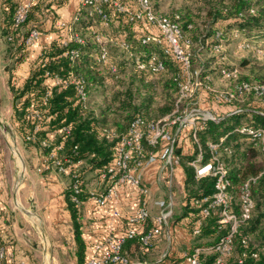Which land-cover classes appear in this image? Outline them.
I'll use <instances>...</instances> for the list:
<instances>
[{
    "label": "trees",
    "instance_id": "obj_1",
    "mask_svg": "<svg viewBox=\"0 0 264 264\" xmlns=\"http://www.w3.org/2000/svg\"><path fill=\"white\" fill-rule=\"evenodd\" d=\"M53 1H34L25 21L16 23L15 12L23 0H2V34L9 43L6 50L8 57L14 60L12 72L28 52L26 38L33 28H37L40 35L49 31L58 33V38L42 48L25 79L18 82L11 75L8 83L13 95V120L20 135L39 147L46 158L51 146H44V140L60 146L59 157L70 160L65 163L67 171L57 172L68 179L65 193L73 220L77 264H86L81 206L90 195V182L98 178L101 169L114 159L119 139L127 132L133 118L142 116L155 120L172 112L185 75L179 61L166 54L160 43L146 38L154 29L152 24L130 20L127 10L118 9L113 0L100 5L102 12L95 5L83 6L79 1L71 21L60 27L53 24L47 27V19L55 22L58 17ZM120 1L131 10L135 8L136 0ZM208 4L205 28L199 32L198 25L188 15L181 11L160 12L153 2L158 13L179 23L184 38L189 40V43H183L191 52L192 71L195 70L197 50L208 48L221 52L214 45L221 43L223 46L228 39L241 37L242 43L249 44L244 48L255 52L261 48L264 51V0H211ZM257 55L264 57V53ZM214 59L220 62L217 56ZM140 62L145 63L144 68L139 67ZM159 62H162L163 68L153 69L152 65ZM248 63L244 60L245 65ZM223 67L234 66L225 62L214 68L202 66L198 79L215 90L202 86L194 98L188 99L190 103H180L184 108L197 101L200 95H205L207 109L216 116L206 119L204 127L197 131L200 147L194 141L195 151L192 154L182 155L177 147L186 173L185 208L191 217L189 224L192 231L201 221L200 233L195 236L202 241L197 245L214 244L227 232L229 226L219 223L223 205H216L208 215H203L201 207L192 202L194 197L215 191V178L197 177L191 161L200 149L203 161L210 160V143L222 141L218 154L228 168L231 180V209L241 215L242 187L247 181L255 202L251 217L239 223L234 235V248L226 258V264H264V150L259 140L240 131L245 126L264 128V103L254 92H247L230 101L216 98L218 91L233 88L237 82L264 83V61L253 64L249 75H243L240 70L239 76L233 80L222 76ZM165 75L164 93L161 95L164 101L160 100L163 102L155 105V97L150 94L155 83L150 79ZM215 76L225 79L228 85L215 88ZM73 78L82 81L87 96L85 100ZM75 176L81 180L80 202L74 201L71 196L70 184ZM130 244L142 250L151 247L145 246L139 236L128 239L123 246V254L128 257L126 246ZM254 251L259 252L258 256H253ZM206 256L209 262L217 253L211 252Z\"/></svg>",
    "mask_w": 264,
    "mask_h": 264
},
{
    "label": "built area",
    "instance_id": "obj_2",
    "mask_svg": "<svg viewBox=\"0 0 264 264\" xmlns=\"http://www.w3.org/2000/svg\"><path fill=\"white\" fill-rule=\"evenodd\" d=\"M34 1L36 0H23L19 4L15 12L16 23L25 21L29 7ZM79 1L83 6L95 5L99 12H102L100 5L112 0ZM112 2L118 9L127 10L130 20H142L152 24L154 29L146 38L160 43L166 54L181 63L185 80L181 83L180 96L171 113L155 120H147L142 116H137L130 122L127 132L119 139L114 159L100 171L98 177L100 188L90 193V197L102 205L106 204L123 184H130L138 188L140 193L146 196L148 188L142 182L140 171L156 161H161L163 166L172 172L175 166L180 164L181 159L177 152L179 133L185 129L190 130L194 141L200 147L197 131L204 127L206 119L216 118L211 110L194 106L197 104L196 101L192 105L181 107L180 103L184 101L190 103L191 100L188 99L194 98L195 92L202 86L208 90L215 89L208 84L204 85L198 79L199 69L191 70V52L183 43L184 41L189 43V40L184 38L179 23L158 13L152 0H136L135 8L132 10L127 8L120 0H113ZM104 17H106L105 14ZM58 24L64 25V22H58ZM39 37L40 31L37 28H33L29 32L26 42L31 46ZM243 46H249V44H243ZM214 48L219 50L222 48V44H215ZM257 51L259 54L264 53L261 48H258ZM138 65L140 68L145 67L143 62ZM152 67L155 70H159L163 68V64L159 62L153 64ZM221 74L226 80H233L239 76L240 69L237 66L232 68L223 67ZM72 81L78 84L79 93L85 100L87 96L82 81L75 78ZM247 92H254L264 103V83H249L245 81L235 83L233 88L218 91L216 98L230 101ZM235 110L239 111V109ZM240 131L245 132L253 139L259 140L264 150V128L245 126ZM28 138L31 137L29 136ZM221 142L210 143V160L203 161V152L200 149L198 156L191 161L197 177L212 176L215 178V191L209 195L194 197L192 202L201 207L203 215H208L211 208L216 205H223L219 215V223L227 225L229 228L214 244L197 245L192 250H188L185 253L186 264H226V258L232 253L234 248V235L238 230L239 223L241 220L250 218L254 209L255 202L249 187V181L245 182L242 187L241 215L232 210L229 205L231 180L228 176V168L218 154ZM42 144L51 146V149L49 157L41 170L67 171L68 167L65 163L70 160L59 157L58 149L60 146L51 145L46 140L42 141ZM75 177L76 179L70 184L72 189L71 196L74 201L80 202L78 194L82 191L81 180L78 176ZM160 203L163 211L152 216L145 200H143L128 215L129 226L123 232L116 233L111 231L102 243L95 245L94 253L90 257L88 264H133L130 258L123 254V246L128 239L138 236L145 246H152L155 236L168 224V220L173 213L172 200H163ZM114 214L120 216L121 212L115 210ZM149 218H152L154 225L148 231L142 232L141 228L147 223ZM200 225L201 221H198L194 227V234L200 233ZM262 249L264 250V245ZM211 252H216L217 256L207 262L206 255ZM258 253V251H254L253 256H258ZM7 257V248L0 241V264H7Z\"/></svg>",
    "mask_w": 264,
    "mask_h": 264
},
{
    "label": "crops",
    "instance_id": "obj_3",
    "mask_svg": "<svg viewBox=\"0 0 264 264\" xmlns=\"http://www.w3.org/2000/svg\"><path fill=\"white\" fill-rule=\"evenodd\" d=\"M58 1L52 3L58 17L55 22L47 19V27L63 26L58 22L65 25L75 17L79 0H63L62 4L56 3ZM56 38V31L44 32L29 46L24 59L13 70L18 82L29 74L42 48ZM219 78L215 76L214 80ZM9 92L11 106L6 111L13 118V95L11 90ZM178 137L181 154H192L195 145L190 130H182ZM19 152L22 161L14 160L0 149V241L8 251L7 264H77V244L63 178L56 170H41L46 161L39 147L24 146ZM140 176L148 188L146 196L138 188L123 184L104 205L90 195L82 202L86 264L96 244L102 243L111 231L121 233L129 226L127 217L142 200L152 216L163 211L161 201L172 200L173 213L150 248L126 246L133 264H186L185 253L202 241L196 239L190 228L191 217L185 208L186 173L182 164L176 165L171 172L161 161H156L141 170ZM99 188V178L93 179L88 186L90 193ZM115 210L121 215L116 216ZM153 225L151 218L141 231H148Z\"/></svg>",
    "mask_w": 264,
    "mask_h": 264
},
{
    "label": "rangeland",
    "instance_id": "obj_4",
    "mask_svg": "<svg viewBox=\"0 0 264 264\" xmlns=\"http://www.w3.org/2000/svg\"><path fill=\"white\" fill-rule=\"evenodd\" d=\"M211 0H153L156 8L163 13H170L172 11H181L183 14L188 15L191 19L195 21L198 25L199 32L205 28L206 15L208 3ZM3 11H2V0H0V149L15 160L22 161V156L20 155L19 149L24 146H32L33 144L25 140L20 133L15 128L14 120L11 116H8L6 110L11 106V94L8 87V79L11 75L14 76V73L11 71L14 66V60L8 57L7 46L8 42L2 34V20H3ZM241 37L228 39L226 44H223L221 52H214L208 48H202L197 50L198 54L195 56L194 68L202 69V66L207 68H214V66L225 62L227 65L237 66L243 75L250 74V68L253 64H259L264 61V57L258 56V51L255 52L251 48H244ZM196 49V47H195ZM216 56L220 59V62H215ZM244 60H248V64H244ZM215 64V65H214ZM15 69V68H14ZM169 76V75H168ZM166 75L159 77H153L152 82H154V88H151L150 94H152L154 99V104H159L163 102L161 95L164 93V80ZM228 85V82L223 79H215L213 81V86L215 88H224ZM196 93V92H195ZM163 100V101H160ZM197 104L194 106H199L203 109H207V101L205 95H200L197 98ZM206 104V105H205ZM27 148V147H26ZM44 154V152H43ZM45 156V154H44ZM46 161V156L44 157ZM47 171V170H45ZM44 171V172H45ZM65 182V191L68 185L67 176L62 173H59ZM205 239H203L204 241ZM69 259V258H68ZM63 264V263H62ZM66 264H72L67 262Z\"/></svg>",
    "mask_w": 264,
    "mask_h": 264
}]
</instances>
